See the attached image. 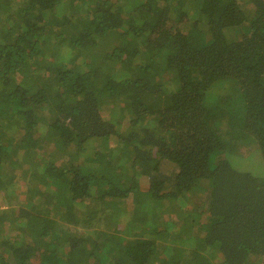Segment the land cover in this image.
I'll return each mask as SVG.
<instances>
[{"label": "trees", "instance_id": "16d2710c", "mask_svg": "<svg viewBox=\"0 0 264 264\" xmlns=\"http://www.w3.org/2000/svg\"><path fill=\"white\" fill-rule=\"evenodd\" d=\"M256 149L264 0H0V264H264Z\"/></svg>", "mask_w": 264, "mask_h": 264}, {"label": "rangeland", "instance_id": "374dc122", "mask_svg": "<svg viewBox=\"0 0 264 264\" xmlns=\"http://www.w3.org/2000/svg\"><path fill=\"white\" fill-rule=\"evenodd\" d=\"M246 150H242V151L246 152ZM256 150H257V152H256L257 154H254L252 156H247L245 158H243V157L239 158V156H241L243 152L240 155H236L235 153H232L230 155L231 164L240 170H249V171H252L253 173L259 175L263 169L264 162L260 156L258 149H256ZM165 167L168 168L169 166H165ZM167 168L165 170L169 172L173 169V166L171 165L168 169ZM166 215H168V213ZM174 218L175 217H173V219Z\"/></svg>", "mask_w": 264, "mask_h": 264}]
</instances>
